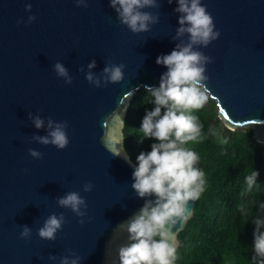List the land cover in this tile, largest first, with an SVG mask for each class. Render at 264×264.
<instances>
[{
    "label": "water",
    "instance_id": "obj_1",
    "mask_svg": "<svg viewBox=\"0 0 264 264\" xmlns=\"http://www.w3.org/2000/svg\"><path fill=\"white\" fill-rule=\"evenodd\" d=\"M159 2L160 8L144 9L159 13V23L133 33L119 23L109 0H88L87 8L75 0H0V264H60L68 249L84 257L81 264H112L118 248L129 243L125 233L109 244L117 225L145 200L131 188L134 168L114 153L122 148L131 96L141 86H159L167 68L157 57L179 42L172 39L179 27L178 4ZM201 2L221 32L199 49L213 58L206 65V83L217 115L231 127L251 125L252 136L264 141V0ZM33 14L36 20L28 23ZM21 18L24 22L17 23ZM92 59L98 75L108 61L125 64L124 80L100 88L90 84L85 74ZM57 61L68 69L72 84L57 76ZM28 113L66 120L69 145L61 150L31 140L47 132L35 128ZM30 148L43 159L31 157ZM89 181L93 190L84 192ZM69 191L86 198L91 221L85 217L81 225L70 209L58 206L56 198ZM61 212L68 222L57 238L41 239L37 230L45 218ZM25 224L33 230L30 240L20 236ZM184 226L174 229L178 244Z\"/></svg>",
    "mask_w": 264,
    "mask_h": 264
},
{
    "label": "clouds",
    "instance_id": "obj_2",
    "mask_svg": "<svg viewBox=\"0 0 264 264\" xmlns=\"http://www.w3.org/2000/svg\"><path fill=\"white\" fill-rule=\"evenodd\" d=\"M167 2L171 4L173 0ZM176 2L178 6L174 12L180 14L179 27L172 39L179 42L169 54L157 57L156 63L167 68L160 77L159 86H144L152 98L150 103L155 107L146 112L140 132L142 139H153L155 142L151 144L150 151L141 152L137 156L135 164L123 146L125 137L121 150L114 153L134 168L131 188L145 202L114 230L109 244L125 233L129 243L118 248V260L112 264H175L179 245L174 229L181 223H187L194 211L190 202L199 200L206 189L205 173L195 166L199 164L200 156L186 145L206 138L203 124L192 112L202 109L211 95L206 83L209 79L206 65L212 63L213 58L199 49L201 46L208 47L220 37L221 32L216 30L214 18L201 0ZM75 3L78 7H88V0H75ZM109 6L117 13L119 23L133 33L150 31V26L160 21L159 13L144 10L160 8L159 0H109ZM31 10L32 4L28 3L26 11ZM35 20L34 14L28 17V23ZM23 22V18L17 21ZM185 37L187 38L184 39ZM95 67L96 60L92 59L87 65L85 78L97 88L107 87L109 83H119L125 78L126 65L123 63L108 61L99 75L92 71ZM53 69L66 84L73 83V77L63 63L57 61ZM80 71L84 72V68L81 67ZM28 118L35 128L46 127L47 132L46 135L34 134L31 140L43 145L51 144L61 150L69 145V125L66 120L56 121L51 116L45 120L41 115L32 113H28ZM224 124L231 129L235 128ZM208 135L221 145L229 142L220 128L210 127ZM103 140L105 144L111 140L106 131ZM28 152L34 159H43V153L37 149L30 148ZM259 175L258 171L252 170L245 176L246 188L241 190V197L251 194L254 187L259 191ZM93 187V182L89 181L82 186V190L91 192ZM56 199L59 207L70 209L80 218L78 223L81 225L85 224V217L91 221L92 217L88 216L87 211L89 205L80 192L69 191ZM259 208L264 211V203H260ZM239 210L245 217L251 215L244 203L239 205ZM67 222L63 212L59 215L52 213L38 228L37 235L43 240H55L57 233ZM251 222L255 225L253 261L264 264V231H261L264 219L257 215ZM21 229V238L30 240L32 228L25 224L21 225ZM48 259L54 261L58 257L49 255ZM83 259L75 250L68 249L67 254L60 257L59 261L60 264H81Z\"/></svg>",
    "mask_w": 264,
    "mask_h": 264
},
{
    "label": "trees",
    "instance_id": "obj_3",
    "mask_svg": "<svg viewBox=\"0 0 264 264\" xmlns=\"http://www.w3.org/2000/svg\"><path fill=\"white\" fill-rule=\"evenodd\" d=\"M151 99L141 86L126 108L124 145L134 163L155 142L142 139L140 132L146 112L155 107ZM214 104L209 97L202 109L192 112L203 124L206 138L186 146L200 156L199 167L205 173L207 184L200 199L193 204L191 218L178 233L180 242L175 264H258L253 261L255 225L251 221L257 215L264 219V211L259 208L264 203V141L252 136L251 126L227 127L218 117ZM210 127L222 129L229 138L228 144L221 145L208 135ZM252 170L260 173L259 191L254 187L251 194L241 197V190L246 188L245 176ZM241 203L251 211L248 217L240 213Z\"/></svg>",
    "mask_w": 264,
    "mask_h": 264
},
{
    "label": "rangeland",
    "instance_id": "obj_4",
    "mask_svg": "<svg viewBox=\"0 0 264 264\" xmlns=\"http://www.w3.org/2000/svg\"><path fill=\"white\" fill-rule=\"evenodd\" d=\"M214 108H216V104H214ZM216 111H217V109H216ZM247 126H251V125H247ZM238 127L244 128V125L238 126Z\"/></svg>",
    "mask_w": 264,
    "mask_h": 264
}]
</instances>
